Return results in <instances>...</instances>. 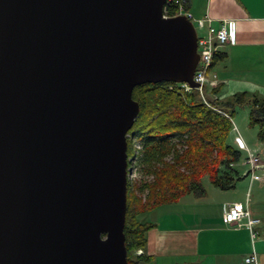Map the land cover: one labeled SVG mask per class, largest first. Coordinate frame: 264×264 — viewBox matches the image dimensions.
<instances>
[{"label":"water","instance_id":"water-1","mask_svg":"<svg viewBox=\"0 0 264 264\" xmlns=\"http://www.w3.org/2000/svg\"><path fill=\"white\" fill-rule=\"evenodd\" d=\"M165 0H0V264H126L134 86H200Z\"/></svg>","mask_w":264,"mask_h":264},{"label":"trees","instance_id":"trees-1","mask_svg":"<svg viewBox=\"0 0 264 264\" xmlns=\"http://www.w3.org/2000/svg\"><path fill=\"white\" fill-rule=\"evenodd\" d=\"M168 10L175 11L173 7ZM217 54L211 68L220 57ZM218 91V84L209 87L206 92L212 99L205 97L203 102L197 89L185 91L180 83L160 81L133 87L131 97L138 104V113L126 133V168L130 164L136 167L139 177L132 189L126 176V264L149 257L144 251L145 232L152 223L141 217L143 212L184 195L204 196L200 182L204 175L218 189L233 186L239 176L232 164L239 151L226 138L234 106H249L248 123L258 126V136H263L264 97L241 91L222 100ZM133 139L140 142L138 150L133 148Z\"/></svg>","mask_w":264,"mask_h":264},{"label":"crops","instance_id":"crops-1","mask_svg":"<svg viewBox=\"0 0 264 264\" xmlns=\"http://www.w3.org/2000/svg\"><path fill=\"white\" fill-rule=\"evenodd\" d=\"M189 10L194 17L209 16L213 26L233 22L234 40L217 47L220 57L211 68L218 98L241 91L264 96V0L193 1ZM239 141L245 146L240 136ZM236 147L243 150L238 142ZM257 180L249 177L248 184ZM242 189L235 188L230 195L227 189H204L202 197L184 195L162 210H157L164 207L160 204L143 212L153 213L143 218L152 223L145 232L149 257L137 264H253L244 260L251 253L255 264H264V198H251ZM238 200L258 218L250 227L226 223L221 217L222 204Z\"/></svg>","mask_w":264,"mask_h":264},{"label":"built area","instance_id":"built-area-1","mask_svg":"<svg viewBox=\"0 0 264 264\" xmlns=\"http://www.w3.org/2000/svg\"><path fill=\"white\" fill-rule=\"evenodd\" d=\"M173 7L175 11L173 13L169 12V8ZM178 14L185 15L194 25L196 31V50L198 53V62L195 67L193 74V79L199 85H206L208 87H213L217 84L216 75L211 71V61L212 57L220 45L224 43H231L234 40V27L231 20H223L217 26L211 24V18L207 15L202 17H194L189 10V0H165L162 6L163 18L175 16ZM183 90L188 91L190 87L186 83H180ZM198 91L199 96L205 101V96L203 95L202 89L199 87L195 88ZM234 139H238V144L241 149H246V147L241 144L239 138L234 136ZM247 150V149H246ZM257 156L250 155L246 162L249 163L250 169L255 170L258 168ZM127 176V174H126ZM251 180H257L258 177L254 175L251 171ZM221 217L224 222L231 224H244L248 227L251 224L257 222L258 218L252 216L244 202L242 201H232L228 203H223L221 207ZM245 218L244 222L242 218ZM136 252H140L137 249ZM246 262L256 263L255 254L251 253L244 257Z\"/></svg>","mask_w":264,"mask_h":264},{"label":"rangeland","instance_id":"rangeland-1","mask_svg":"<svg viewBox=\"0 0 264 264\" xmlns=\"http://www.w3.org/2000/svg\"><path fill=\"white\" fill-rule=\"evenodd\" d=\"M198 2V1H203V0H189L190 2ZM209 87L206 85V90H208ZM260 97H264L259 95ZM229 98V96L225 97V100ZM201 99V97H200ZM249 112L250 108L247 105L243 106H234L232 113H231V130L228 133V136L226 138V142L231 145L232 147L236 148V142L237 140L233 139V136H237L244 141L245 146L247 147L244 150L237 149L239 151V157L238 159L233 162V168L237 171L238 173V178L234 181L233 186L227 189V192L229 195L233 192V189L238 188L239 190L241 187L243 188V192L248 191V195H250L251 198L253 196L264 198V134L262 137L258 136V126L253 125L250 126L248 123V117H249ZM140 146V142L137 139H133V148L134 150H138ZM257 156L258 159V168L255 170L250 169L249 163L246 162L247 158L250 156ZM132 160H130L131 163ZM256 175L258 177V182H253L254 184H248L249 183V176L250 173ZM138 173L136 170V167L132 166L131 164L127 167V178L130 181V188H134L135 183L138 178ZM147 179H150V177H147ZM201 185L204 189H217L214 187L208 180L207 176H202L201 180ZM133 191V190H132ZM240 192V191H239ZM235 193V192H234ZM144 194V193H143ZM235 195V194H234ZM246 197L243 194V198ZM243 202V200H242ZM166 204V203H164ZM161 209L157 210H162ZM151 214L146 212L141 215L142 218H151Z\"/></svg>","mask_w":264,"mask_h":264}]
</instances>
